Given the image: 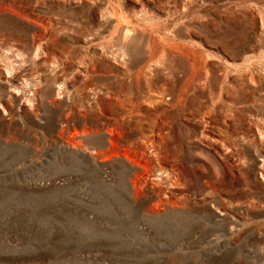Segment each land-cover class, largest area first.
<instances>
[{"label": "rangeland", "instance_id": "obj_1", "mask_svg": "<svg viewBox=\"0 0 264 264\" xmlns=\"http://www.w3.org/2000/svg\"><path fill=\"white\" fill-rule=\"evenodd\" d=\"M0 264H264V0H0Z\"/></svg>", "mask_w": 264, "mask_h": 264}, {"label": "bare ground", "instance_id": "obj_2", "mask_svg": "<svg viewBox=\"0 0 264 264\" xmlns=\"http://www.w3.org/2000/svg\"><path fill=\"white\" fill-rule=\"evenodd\" d=\"M43 40V39H42ZM35 44V43H34ZM37 44V43H36ZM166 205V204H165Z\"/></svg>", "mask_w": 264, "mask_h": 264}]
</instances>
